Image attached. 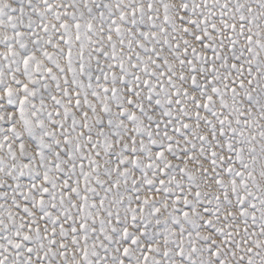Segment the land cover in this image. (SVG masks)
<instances>
[{"label": "snow or ice", "instance_id": "snow-or-ice-1", "mask_svg": "<svg viewBox=\"0 0 264 264\" xmlns=\"http://www.w3.org/2000/svg\"><path fill=\"white\" fill-rule=\"evenodd\" d=\"M0 264H264V0H0Z\"/></svg>", "mask_w": 264, "mask_h": 264}]
</instances>
